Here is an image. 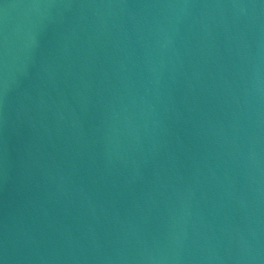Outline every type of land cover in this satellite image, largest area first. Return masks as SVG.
Listing matches in <instances>:
<instances>
[{
  "label": "water",
  "instance_id": "1",
  "mask_svg": "<svg viewBox=\"0 0 264 264\" xmlns=\"http://www.w3.org/2000/svg\"><path fill=\"white\" fill-rule=\"evenodd\" d=\"M0 264H264V0H0Z\"/></svg>",
  "mask_w": 264,
  "mask_h": 264
}]
</instances>
